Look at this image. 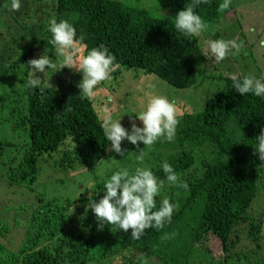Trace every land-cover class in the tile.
Masks as SVG:
<instances>
[{
  "label": "trees",
  "instance_id": "1",
  "mask_svg": "<svg viewBox=\"0 0 264 264\" xmlns=\"http://www.w3.org/2000/svg\"><path fill=\"white\" fill-rule=\"evenodd\" d=\"M151 1L153 8L164 12H178L190 2ZM219 2L221 0H210L194 10L208 24L215 23L225 30L226 24L235 23L237 19L231 4L223 13L218 12ZM8 5H2L1 13L8 10ZM38 5L32 10V16L37 18L44 11H50L48 17L51 19L68 20L75 27L77 37H83L86 52L101 44L112 52L119 64L111 74L114 83L126 72L140 75L141 71L177 90L211 84L215 80L219 84L217 91L204 100L199 112L191 113L186 109L185 113L177 115L172 141L160 138L152 145L153 150L167 153L164 161L171 164L178 175L192 167L197 159L202 163L188 195L181 196L176 189V197L170 199L178 205L170 223L160 229H145L139 239L131 237L130 229L119 230L115 235L110 233L102 243L93 213L83 214L82 219L72 222L57 209L61 216L53 214L47 219L50 227L44 230L42 247L39 237H31L19 253L11 255L12 262L0 264H188L193 247L208 243L212 238H216L221 247L220 256L219 252L211 255L216 264H227L231 259L241 264L240 261L250 258L236 249L245 230L259 251L261 221L254 220L250 206L258 192L259 153L254 148L255 137L264 131V97L251 93L241 96L232 87L231 78L207 75L203 68L214 57L203 50L199 37L178 33L172 17L157 16L143 6H130L121 0H49L48 8L43 3ZM35 22L31 18L28 26L21 21L15 23L17 30L16 33L12 31L10 38L6 35L9 30L0 33L2 52L6 41H14L20 32H30L33 38V31H41L38 40L29 36L25 43L9 46L17 55L10 62L11 68H3L0 75V124L8 121L12 131L22 130L27 138V148L20 147L18 162L11 151L18 148L16 144L9 139L0 140V161L6 165L17 163L4 178L8 185L34 182L41 170L40 161L53 160V168L60 170L59 177L60 174L66 177L65 172L73 171L76 165L92 172L107 149L103 120L95 108V101L79 93L80 74L70 76L66 82L51 72L49 77L41 78L39 87L23 86L28 78L27 61L33 59V55L53 57L55 48L49 43L48 24ZM212 33L211 39L220 36ZM238 42L241 44L240 40ZM20 63L24 64V74L18 75L19 88L5 93L4 88H12L9 76L18 74ZM103 84L107 85L106 81L98 87L102 88ZM112 90L114 92V88ZM15 99L21 105L12 110L11 100ZM6 109L8 114H5ZM128 145L137 149V146ZM141 145L138 142V147ZM6 148L11 151L12 158L5 162L1 152ZM151 170L164 179L160 166ZM104 181L95 187L93 192L97 194L92 196L93 200L103 195ZM51 204L48 202L47 206ZM159 204L156 202L157 207ZM33 229L30 227L29 231ZM165 233L168 238L162 239ZM104 244L105 251H102ZM99 255L102 256L95 257Z\"/></svg>",
  "mask_w": 264,
  "mask_h": 264
},
{
  "label": "rangeland",
  "instance_id": "2",
  "mask_svg": "<svg viewBox=\"0 0 264 264\" xmlns=\"http://www.w3.org/2000/svg\"><path fill=\"white\" fill-rule=\"evenodd\" d=\"M30 1L20 0L19 9L12 10L10 0H0V33H4V29L9 30V33L6 35L10 38L12 31L16 33L17 27L15 23L19 24L18 22L21 21L28 26L31 18L37 24H48L51 19L48 17L50 11L49 13L44 11L37 18L31 14L34 8L37 9L39 7L38 4L40 3L45 4L46 8H48L49 0H37V3ZM3 2L5 4L9 3L7 7L9 11L7 10L1 13ZM121 2L130 6H143L154 15L172 17V20L177 13L168 10L167 12L163 10L159 11L155 7L153 8L154 4L151 0H121ZM231 6L235 12L237 21L226 24L227 28L225 30L219 28L215 23L208 24V31L201 34L198 41L200 46L204 47L203 50L207 52V45L203 41L206 38H211L212 34H214L212 32H217V34H220L218 39L222 37L228 40L235 39L237 42L240 40L242 44L241 49L239 53L229 55L223 61L218 62L215 58L214 60L211 59L203 69L207 75L213 74L215 78H231L233 75L240 77L244 74L264 77V0H232ZM32 33L33 38L30 32H20L19 37L14 41H6V48L0 52V75L3 72V68H11L10 62L17 55L16 52L10 50L9 46L25 43L26 37L29 36L32 40H38L41 31L37 30ZM86 53L84 48H82L74 54V59L77 64L80 56L86 55ZM35 58H38V56L33 55V59ZM50 58L53 61L60 59L55 48L53 49V57ZM23 65L21 63L19 64L18 74L9 76V82L12 88H4L3 91L5 93H11L15 89L18 90L20 86L18 75L23 76ZM52 70H47L44 74L37 72L35 75L40 79L42 77H49L51 72H55V69ZM55 73L59 79L65 80L66 82L69 81L70 76L80 74L75 68L69 69L66 67L59 69ZM131 73H124L118 77L116 83L112 79L111 81H106L107 85H101L102 88L97 85L94 95L91 97L95 101V108L102 120L105 115V110H107L113 119L120 117L119 123L126 130H130L131 123L141 126L140 122L135 118V114H138L144 108L151 95H163L173 101L177 109V115H182L186 112V109H189L191 113H197L203 107L202 102L204 97V100L211 97L217 91V85L219 84L215 80L211 84H204L198 87L196 85L188 89L177 90L155 76L143 75L141 71L140 75ZM112 88H114V92H112ZM106 99H109V101H106ZM11 101V105L14 106L12 110L15 106L21 105L18 99ZM5 114H8L7 109ZM3 139L13 141L18 147L11 150L13 157L18 162L20 158L19 150L27 148L25 145L27 143L25 133L22 130L12 131L10 123L3 121L0 124V140ZM128 144L126 140L121 141L123 155H117L110 150V141H107L105 156L95 166L92 172L84 171L79 165H76L73 171L65 172L66 177H63L62 174L59 177L57 173L60 170L53 168V160L40 161L41 170L36 180L31 182V184L26 181L19 186L17 184L8 185L4 179L11 170L16 168L17 163L15 162L13 165H10L8 162L6 165L0 161V263H9V260L11 261V255L19 253L21 246L29 243L32 240L31 237H39V245L42 247V243L45 241L43 237L44 230L46 227H50L47 219L53 214L59 218L61 216L59 210L61 214L67 215L72 222H77L82 219L83 214L92 213L91 209L86 206L88 197L92 195L91 192L94 191L97 184L101 180H105L112 171L121 167H127L131 171L136 166H148L150 169H156L167 156V153H164L162 150H153L152 146H145L144 160L137 161L132 153L136 152L137 149L132 148ZM21 146L23 147L20 148ZM142 147L143 145L139 148ZM11 151L6 148L1 152L5 162L12 158ZM160 155L161 157H159ZM257 162L259 163L257 167L258 181L256 184L258 192L251 203L250 211L254 220L261 221L260 233L262 237L259 239L260 249L258 251L252 239L248 238L247 230L241 235L236 249L240 252L242 251V255L245 254V257H250L247 260L240 261L241 264H264V160H261L259 157ZM201 164V160L197 159L192 167L178 175V179L187 184V189L166 183L161 192L155 197L156 202H160L165 196L169 200L176 197V189L179 195L187 196L188 190L193 186L192 181L196 177L195 175L200 171ZM8 165L11 167H8ZM48 202H52V204L47 206ZM30 227L34 229L29 231ZM243 227L248 228L247 224H243ZM96 232L100 233L97 235L103 238V243L110 233L115 235L119 232V229L105 224L100 230L96 228ZM220 249V243L216 238H212L208 243L204 242L202 245H195L189 255L188 264H216L215 260L211 259V255L218 254L219 252L218 256H220ZM103 250L105 251V244ZM253 251H256V254L252 253ZM100 256L102 255L95 257ZM228 262L227 264H237L235 259H231ZM91 264H97V262H91Z\"/></svg>",
  "mask_w": 264,
  "mask_h": 264
},
{
  "label": "clouds",
  "instance_id": "3",
  "mask_svg": "<svg viewBox=\"0 0 264 264\" xmlns=\"http://www.w3.org/2000/svg\"><path fill=\"white\" fill-rule=\"evenodd\" d=\"M209 2L210 0H190L182 10L178 11L173 19L177 32L188 37H199L208 31V23L194 9L202 3ZM231 2L232 0H221L217 11L223 13L230 7ZM10 7L12 10L19 9L20 0H10ZM48 31L51 33L49 43L55 46L60 59L53 61L49 55L41 54L38 58L28 60V78L23 83L25 88L35 89L41 85L42 79L35 73L44 74L52 69L56 72L65 67L75 68L81 74L77 87L79 93L85 97L91 98L96 86L101 82L111 81V74L119 68V64L115 62L116 57L107 47L101 44L88 49L86 55L80 56L77 64L74 54L86 48V45L82 44V36L77 37L73 24L65 19L57 21L52 18L48 22ZM203 43L207 45L208 53L218 62L229 55L239 53L241 49V44L235 39L207 38ZM231 80L232 87L241 96L251 93L256 97H264V77L244 74L240 77L233 75ZM135 118L141 126L131 123L130 130H126L119 123L120 117L113 119L105 110L102 121L104 136L106 141H110V150L117 155H123L121 141L126 140L131 145L137 146V151L132 152L135 159L143 161L145 146H152L160 138L172 141L176 134L177 109L174 102L166 96L151 95L144 108L135 114ZM255 139L254 150L259 153L260 159L264 160V131L261 130ZM138 142L143 145L142 148L138 147ZM160 167L165 174L164 179L154 175L148 166H136L131 171L127 167L118 168L105 179L103 195L99 199L93 200L92 196L97 193L91 192L92 195L88 197L86 206L94 214L98 230L105 224L112 225L123 231L130 229L131 237L139 239L145 229H160L171 222L173 212L178 205L170 202L165 196L157 207L155 197L164 188L165 181L168 185L184 189H187V184L178 179L177 172L167 161H163ZM167 238L168 234L165 233L162 239Z\"/></svg>",
  "mask_w": 264,
  "mask_h": 264
}]
</instances>
